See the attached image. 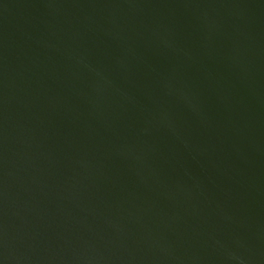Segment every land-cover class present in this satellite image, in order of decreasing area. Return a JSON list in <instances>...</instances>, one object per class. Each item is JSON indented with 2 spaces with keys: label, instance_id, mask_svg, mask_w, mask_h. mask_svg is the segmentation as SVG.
Segmentation results:
<instances>
[{
  "label": "water",
  "instance_id": "water-1",
  "mask_svg": "<svg viewBox=\"0 0 264 264\" xmlns=\"http://www.w3.org/2000/svg\"><path fill=\"white\" fill-rule=\"evenodd\" d=\"M0 264H264V0H0Z\"/></svg>",
  "mask_w": 264,
  "mask_h": 264
}]
</instances>
